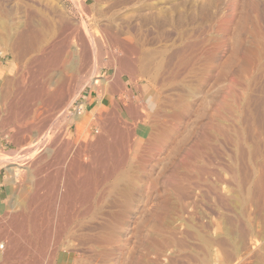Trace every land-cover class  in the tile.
Masks as SVG:
<instances>
[{
    "label": "rangeland",
    "instance_id": "1",
    "mask_svg": "<svg viewBox=\"0 0 264 264\" xmlns=\"http://www.w3.org/2000/svg\"><path fill=\"white\" fill-rule=\"evenodd\" d=\"M0 1L17 24L12 38L0 39V109L5 101L46 102L26 121V135L18 131L26 124L20 116H0V206L6 207L0 229L14 239L10 246L1 241V264H31L30 244L47 253L46 234L60 220L79 230L61 239L60 264H127L130 255L129 264H264V0ZM29 22L44 28L43 43L29 40ZM81 39L89 44L86 55H58ZM114 75L128 84L129 96H108V105L88 107V120L78 122L81 95ZM248 91L252 99L261 96L258 103L245 104ZM220 106L241 110L245 133L234 146L222 132L217 150L207 151L213 121L228 125L233 118ZM244 106L252 119L242 114ZM65 144L72 162L66 157L60 164ZM255 144L258 153L251 151ZM80 146L88 158L75 163ZM10 166L20 171L13 184Z\"/></svg>",
    "mask_w": 264,
    "mask_h": 264
},
{
    "label": "bare ground",
    "instance_id": "2",
    "mask_svg": "<svg viewBox=\"0 0 264 264\" xmlns=\"http://www.w3.org/2000/svg\"><path fill=\"white\" fill-rule=\"evenodd\" d=\"M204 4H205V2H204ZM206 4H207V2H206ZM38 5V4H37ZM9 8V7H8ZM7 8V6L5 5V2H1L0 1V39H3V40H7V39H9V38H12V31L15 29V27L17 26V24L16 23H12V22H10V20H9V17L12 15V12H11V10L10 9H8ZM44 10V9H43ZM15 11V10H14ZM62 13V12H61ZM60 13V14H61ZM150 13V12H149ZM27 14V13H26ZM57 15V14H56ZM55 15V16H56ZM155 15V14H154ZM33 16V15H32ZM54 16V17H55ZM158 16V15H157ZM25 17V16H24ZM39 17V16H38ZM57 17V16H56ZM59 17V16H58ZM150 17H152V16H150ZM181 17V16H180ZM34 19V18H33ZM41 19V18H40ZM58 19V18H57ZM43 20H44V18H43ZM54 20V19H53ZM30 21V20H29ZM42 21V20H41ZM45 21H48V20H45ZM56 21V20H55ZM66 21V20H65ZM17 22V21H16ZM23 22V21H22ZM32 22H34V20L32 21ZM32 22H29V34L30 35H28L29 36V40L34 44V46L35 45H37V43L38 44H40L39 42L40 41H42L43 40V35H44V28L43 27H39V28H37V26H39L38 24H34V23H32ZM35 22H36V20H35ZM45 23V22H44ZM64 23V22H63ZM40 24V23H39ZM58 24V23H57ZM74 25V24H73ZM19 26V25H18ZM28 27V26H27ZM69 27V26H68ZM102 27V26H101ZM56 28H57V25H56ZM103 28V27H102ZM123 28V27H122ZM69 29H70V27H69ZM124 29V28H123ZM50 30V29H49ZM62 31V30H61ZM14 32V31H13ZM103 32V31H102ZM124 34V33H123ZM122 34V35H123ZM26 37V36H25ZM129 37V36H128ZM50 38V37H49ZM116 38V37H115ZM26 39H27V37H26ZM80 39V38H79ZM90 39V38H89ZM28 40V41H29ZM46 40V39H45ZM92 40V39H91ZM130 40V39H129ZM12 41V40H11ZM95 42V41H94ZM97 42H98V39H97ZM122 42V41H121ZM22 43V42H21ZM42 43H43V41H42ZM7 44V43H6ZM97 44V43H96ZM28 45H30V44H28ZM42 45V44H41ZM41 45H39L38 47H41ZM78 45H80V47L78 46ZM89 45V44H88ZM88 45H87V42L85 43L84 41H82V39H81V42H80V44H74L73 45V48H69L70 47V45L69 44H65V45H63L62 46V48H61V50L59 51V54L58 55H61L60 54V52L62 53V52H65V54H71L73 57H75V55H76V53H77V51H80L82 54H84V52H88ZM136 45V44H135ZM125 46V45H124ZM123 46V47H124ZM137 46V45H136ZM136 46H135V48H136ZM1 47V46H0ZM7 47V46H6ZM38 47L36 48V49H38ZM48 47V46H47ZM100 48V47H99ZM134 49V48H133ZM2 50V49H1ZM13 50V49H12ZM135 50V49H134ZM137 50V49H136ZM171 50V49H170ZM4 51V50H3ZM151 51V50H150ZM55 52H57V51H55ZM134 52V51H133ZM148 52V51H147ZM0 53H1V51H0ZM11 54V53H10ZM156 54V53H155ZM71 55H69L70 57H71ZM84 55H86V54H84ZM11 56H12V54H11ZM63 56V55H62ZM82 56V55H81ZM143 56V55H142ZM149 56V55H148ZM151 56V55H150ZM157 56V55H156ZM61 57V56H60ZM67 57V56H66ZM82 57H84V56H82ZM86 57V56H85ZM120 57V56H119ZM146 57V56H145ZM63 58V57H62ZM62 58H60L61 60H62ZM143 58V57H142ZM13 59V58H12ZM60 59H58V61L60 60ZM68 59H69V57H68ZM71 60L73 59V58H70ZM85 59V58H84ZM109 59V58H108ZM152 59V58H151ZM56 60V59H55ZM61 60H60V63L59 64H61ZM123 60V59H122ZM63 61V60H62ZM74 61V60H73ZM151 61V60H150ZM57 62V61H56ZM38 63V62H37ZM64 63V62H63ZM74 63H75V61H74ZM73 63V64H74ZM146 63V62H145ZM144 63V64H145ZM148 63H149V61H148ZM152 63V62H151ZM67 64V63H66ZM147 64V63H146ZM145 64V65H146ZM76 65H78V64H76ZM125 65H127V64H125ZM74 66V65H73ZM128 66V65H127ZM151 66V65H150ZM38 67V66H37ZM60 67V66H59ZM63 68H64V65L62 66ZM61 67V68H62ZM65 67H66V65H65ZM69 67V65L67 66V68ZM145 67V66H144ZM148 67V66H147ZM67 68H65V69H67ZM70 69H71V67H70ZM68 70V69H67ZM248 70V69H247ZM247 72V71H246ZM247 76V75H246ZM3 77V76H2ZM248 77V76H247ZM44 78V77H43ZM4 79V78H3ZM99 80V79H98ZM94 81L95 82H97L95 79H94ZM94 83V82H93ZM116 83V82H115ZM42 84V83H41ZM262 84H264V83H262ZM2 85V84H1ZM94 85H95V83H94ZM116 86H118V85H116ZM119 87V86H118ZM45 88V87H44ZM33 89V88H32ZM61 89V88H60ZM259 89V88H258ZM71 90V89H70ZM122 90V89H121ZM251 90V89H250ZM2 91V90H1ZM54 91H58V90H55L54 89ZM31 92V91H30ZM251 92V91H250ZM2 93V92H1ZM38 93V92H37ZM49 93H52V92H49ZM54 93V92H53ZM57 93H59V92H57ZM62 93H63V91H62ZM128 93V92H127ZM10 94V93H9ZM39 94V93H38ZM55 94V93H54ZM61 94V93H60ZM252 94V93H251ZM251 94L249 93V91L246 93V95H244V97L246 98L245 100H246V105H247V103H249V102H252V100L254 99V100H256L255 98H253L252 99V97H251ZM2 95V94H1ZM47 95V94H46ZM59 97H60V95L59 94H57ZM253 96H254V93L252 94ZM7 96H9V95H7ZM51 97V96H50ZM53 97V96H52ZM255 97V96H254ZM4 98H6V96L4 97ZM55 98V97H54ZM53 98V99H54ZM64 98V97H63ZM204 99L206 98L205 96L203 97ZM256 98H258V96L256 97ZM260 98H261V96H260ZM259 98V99H260ZM258 99V100H259ZM50 100V99H49ZM129 100V99H128ZM258 100H256L257 101V103H258ZM62 101V100H61ZM202 101H204L203 99H202ZM1 102V101H0ZM16 102V101H15ZM14 101L13 102H6L5 101V104H3V107H1V109H0V116H1V114L4 112V114H6V118H8L9 120H11L12 118H15L16 116H20L21 117V119L22 120H24L25 121V123L26 124H24L23 122V125L21 126L20 124H22V123H20L19 125L21 126V127H19L18 125V128H19V132H20V134H25L26 135V132H27V130H30V127H29V125L27 126V122L28 121H30V119H32L31 117H34L35 115H37L38 114V112H40V111H42V110H45V109H43L44 108V106H46V102H44V101H41V102H39V103H34V102H31V103H29V102H23V103H15ZM51 102V101H50ZM205 102H206V99H205ZM260 102V101H259ZM262 102V101H261ZM204 103V102H203ZM207 103V102H206ZM256 103V102H255ZM55 104V103H54ZM53 104V105H54ZM60 104V103H59ZM231 104V103H230ZM252 105H253V103H252ZM256 105V104H255ZM234 106V105H233ZM243 106V105H242ZM57 107V106H56ZM245 107V106H244ZM250 106H246L245 107V109H244V113H242V114H246V117H247V115L248 116H250V119H252V116L254 115L253 114V112H251L252 110V108H249ZM254 107V106H253ZM256 107V106H255ZM81 109H83V107L81 106L80 107ZM220 108H222L223 109V111L224 112H226V114L227 113H229V115H232L233 116V118L230 120V123L228 122V125H227V123L225 122V121H223V123L222 122H220L221 121V119L219 120V119H216V120H214L213 121V123H214V125H215V127H213L214 129L212 130V132H211V137H210V139L209 140H211V142L213 141L214 143H211V142H207V140H206V138H205V142H206V145L207 144H210L209 146H206V149H207V151H208V149L210 148V149H212L213 150V148L216 146L217 147V145H219V138H221L219 135H220V133L222 134V132L223 133H227V134H229V136H230V142L232 143L233 142V144H234V146H237V144L235 145V141H237L238 140V138H239V134H240V130H239V128H240V124H239V121H240V119H239V113H240V111L241 110H238L237 112L232 108V106L231 107H228V108H225V107H221L220 106ZM261 108H262V106H261ZM254 109L255 108H253V111H254ZM257 109V108H256ZM126 110V109H125ZM258 110V109H257ZM264 110V109H263ZM47 111V110H46ZM231 113V114H230ZM255 113H256V111H255ZM40 114V113H39ZM198 114V113H197ZM196 114V115H197ZM257 114V113H256ZM45 115V114H44ZM137 115V114H136ZM5 116V115H4ZM76 116V115H75ZM228 116V115H227ZM244 116V115H243ZM258 116H260V115H258ZM3 117V116H2ZM36 117V116H35ZM38 117V116H37ZM41 117H43V115H41ZM99 118H100V116H98ZM133 117H134V115H133ZM138 117V116H137ZM230 117V116H229ZM228 117V118H229ZM245 117V118H246ZM17 118V117H16ZM43 118H45V116L43 117ZM245 118H244V120H245ZM248 118V117H247ZM254 118V117H253ZM20 119V118H19ZM19 119H18V121H19ZM40 119H42V118H40ZM40 119L38 120L37 118H35L34 120H36L37 122L38 121H40ZM46 119V118H45ZM104 119V118H103ZM102 117H101V119H99L98 120V118H97V120L99 121V122H101L102 120ZM121 119V118H120ZM242 120H243V118H241ZM259 119V118H258ZM4 120V119H3ZM77 120H78V122H81V123H83L84 121H87L88 119H87V115H85V114H83V111H82V113H80V111H79V113H78V115H77ZM93 120V119H92ZM105 120V119H104ZM123 120H125V119H123ZM219 120V121H218ZM243 120V121H244ZM261 120H262V118H261ZM27 121V122H26ZM33 121V120H32ZM31 121V124H33V122ZM94 121V120H93ZM246 121V120H245ZM247 121H248V119H247ZM13 122H15V121H13ZM37 122L35 123V121H34V123H35V127L37 126ZM44 122V121H43ZM103 122V121H102ZM119 122H120V120H119ZM232 122V123H231ZM250 122V121H249ZM9 123V122H8ZM16 123V122H15ZM30 123V122H29ZM105 123V122H104ZM212 123V122H211ZM241 123V122H240ZM251 123V122H250ZM14 124V123H13ZM30 124V125H31ZM40 124V123H39ZM42 124V123H41ZM99 124V123H98ZM247 124V123H246ZM245 124V125H246ZM258 124V123H257ZM264 124V123H263ZM6 125V124H5ZM8 125V124H7ZM34 125V124H33ZM118 125V124H117ZM241 125H242V123H241ZM245 125H244V127H245ZM250 125V124H249ZM42 126V125H41ZM247 126V125H246ZM14 127H15V125H14ZM31 127H33L32 125H31ZM34 127V128H35ZM38 127V126H37ZM36 127V128H37ZM40 127V126H39ZM119 127V126H118ZM242 127V126H241ZM256 127V126H255ZM43 128V127H42ZM17 129V128H16ZM33 129V128H32ZM44 129V128H43ZM42 129V130H43ZM110 129V128H109ZM121 129V128H120ZM41 130V129H40ZM117 130V129H116ZM241 130H242V128H241ZM245 130V129H244ZM16 131V130H15ZM36 131V130H35ZM34 131V132H35ZM257 131V130H256ZM38 132V131H37ZM45 132V131H44ZM122 132V131H121ZM228 132H230V133H228ZM123 133V132H122ZM210 133V132H209ZM243 133H245L243 130H242V134ZM27 134H29V135H31V133H27ZM37 134V133H36ZM46 134V133H45ZM117 134V133H116ZM242 134H240L241 135V137H242ZM18 135V134H17ZM29 135H27V136H29ZM32 135H33V133H32ZM112 135V134H111ZM130 135V134H129ZM248 135V134H247ZM262 135H264V134H262ZM16 136V135H15ZM26 136V137H27ZM34 136V135H33ZM219 136V137H218ZM221 136H223V135H221ZM226 136V135H225ZM228 136V135H227ZM244 136H245V134H244ZM14 137V136H13ZM25 137V138H26ZM30 137V136H29ZM114 137V136H113ZM240 137V138H241ZM19 138V137H18ZM23 138H24V136H23ZM23 138H21V139H23ZM36 138V137H35ZM77 138V137H76ZM207 138H209V136H207ZM239 138V139H240ZM249 138V137H248ZM31 139H33V137L31 138ZM64 139H65V137H64ZM112 139V138H111ZM258 139V138H257ZM256 139V141H258ZM26 140V139H25ZM29 140V139H28ZM22 141V140H21ZM35 141V140H34ZM40 141V140H39ZM69 141L70 140H68L67 142L69 143ZM228 141V142H229ZM239 141V140H238ZM253 141H255L254 139H253ZM26 142V141H25ZM31 142V141H30ZM37 142L38 141H36V144H37ZM202 142V141H201ZM205 142H204V145H205ZM258 142H260V141H258ZM257 142V143H258ZM64 143H65V141H64ZM67 143V144H68ZM29 144V142L27 143V145ZM34 144V143H33ZM32 144V145H33ZM36 144L34 145V146H36ZM91 144V143H90ZM253 144V143H252ZM30 145V144H29ZM32 145H30V146H32ZM39 145H40V143H39ZM38 145V146H39ZM69 145H70V143H69ZM85 145V144H84ZM120 145V144H119ZM29 146V147H30ZM65 146V147H64ZM63 146V148H61L60 149V151L59 152H57V158H58V160H59V163L62 161V162H65V158L68 156V152H69V149H67V147L66 146H68V145H64ZM82 146V145H81ZM81 146H80V149H82V150H79L78 149V151H76L77 149H75V150H73L74 152V155H73V158H72V160H73V162H77V160L83 155V156H85L84 158H83V160L82 161H84V159L85 158H88V156H87V154L85 153L86 151H85V148H81ZM86 146V145H85ZM96 146V145H95ZM212 146V147H211ZM252 146H254V145H252ZM259 146V145H258ZM250 147V146H249ZM255 147V148H254ZM253 148H254V151H253V149L251 150L252 152H257L258 153V150H257V148H256V144H255V146H254ZM35 148V147H34ZM101 148V147H100ZM125 148V147H124ZM218 148V147H217ZM233 148L234 147H232V150H233ZM235 148H237V147H235ZM57 149V148H56ZM84 149V150H83ZM91 149V148H90ZM215 149V148H214ZM260 149V148H259ZM215 150H217V149H215ZM232 150H230V151H232ZM57 151V150H56ZM262 151H264V150H262ZM26 152H28V151H26ZM76 152V153H75ZM82 152L83 153H85V154H82ZM89 152V151H88ZM236 152V151H235ZM244 152V151H243ZM246 152V151H245ZM47 153H49V152H47ZM90 153V152H89ZM113 153H114V151H113ZM238 152H236V154H237ZM251 153V152H250ZM28 154V153H27ZM91 154H92V152L90 153V157H91ZM115 154V153H114ZM121 154V153H120ZM233 154V153H232ZM102 155V154H101ZM234 155V154H233ZM232 155V156H233ZM104 156V155H103ZM106 156V155H105ZM1 157V156H0ZM4 157V156H3ZM70 157H72V156H70ZM89 157V159H92V158H90ZM235 157H236V155H235ZM235 157L233 158V160L235 159ZM238 157V156H237ZM252 157V156H251ZM100 158V157H99ZM126 158V157H125ZM124 158V159H125ZM230 158V157H229ZM67 159H68V157H67ZM71 159V158H70ZM70 159H68L69 161H71ZM97 159V158H96ZM120 159V158H119ZM231 159V158H230ZM254 159V158H253ZM64 160V161H63ZM88 160V159H87ZM86 160V161H87ZM104 160V159H103ZM126 160V159H125ZM232 160V161H233ZM237 160V159H236ZM239 160V159H238ZM79 161H81V159H79ZM262 161V160H261ZM61 162V163H62ZM72 162V161H71ZM70 162V163H71ZM126 162V161H125ZM230 162V161H229ZM228 162V163H229ZM52 163V162H51ZM50 163V164H51ZM60 163V164H61ZM83 163H85V162H83ZM89 163V165H90V162H88ZM87 163V164H88ZM234 163L236 164V162H232V164L230 163L229 165H230V167H229V169L233 172V169L236 167H234ZM73 164V163H72ZM78 164V163H77ZM119 164V163H118ZM262 164V163H261ZM81 165V167L83 168V166L84 165H86V163L84 164V165H82V163L80 164ZM49 166V165H48ZM71 166V165H70ZM86 167H88V166H86ZM85 167V168H86ZM89 167H91V166H89ZM89 167H88V169H89ZM98 167V166H97ZM50 168V167H49ZM70 168V167H69ZM68 168V169H69ZM248 168V167H247ZM53 169V168H52ZM72 169V168H71ZM80 169V168H79ZM104 169V168H103ZM121 169V168H120ZM8 170H9V172L8 173H10V177H8L9 178V182L11 183V184H13L14 182H16L17 181V179L18 178H20V175H19V172H18V170H16V168L14 167V166H10V167H8ZM62 170V169H61ZM64 170H66V169H64ZM98 170H99V168H98ZM67 171H69V170H67ZM66 171V172H67ZM76 171V170H75ZM74 171V172H75ZM90 171V170H89ZM105 171V170H104ZM236 171V170H235ZM7 172V171H6ZM71 172V171H70ZM78 172V171H77ZM61 173H63V171H61ZM69 173V172H68ZM90 173V172H89ZM99 173V172H98ZM240 173V172H239ZM64 174H65V171H64ZM63 174V175H64ZM87 174V173H86ZM233 174V173H232ZM67 175V174H66ZM89 175V174H88ZM234 175V174H233ZM69 176V175H68ZM97 176V175H96ZM64 177V176H63ZM66 177V176H65ZM111 177V176H110ZM67 179H68V177H66ZM233 178H235V177H233ZM261 178V177H260ZM66 179V180H67ZM88 179H90V178H88ZM242 179V178H241ZM240 179V180H241ZM65 180V179H64ZM66 180L64 181V182H66ZM71 180V179H70ZM80 180V179H79ZM228 180V179H227ZM235 180V179H234ZM259 180V179H258ZM49 181V180H48ZM19 182V181H18ZM50 182V181H49ZM7 183V182H6ZM24 183V182H23ZM27 183V182H26ZM31 183V182H30ZM47 183V182H46ZM69 183V182H68ZM92 183V182H91ZM64 186H62V187H65V185L66 184H63ZM78 185V184H77ZM128 185V184H127ZM22 186V185H21ZM23 186H24V184H23ZM46 186V185H45ZM68 185H66V187H67ZM88 186H92V185H88ZM65 187V188H66ZM128 187V186H127ZM255 187V186H254ZM22 188V187H21ZM24 188H26V185L24 186ZM49 188V187H48ZM71 188V187H70ZM69 188V189H70ZM87 188V187H86ZM89 188V187H88ZM91 188V187H90ZM89 188V189H90ZM129 188V187H128ZM128 188H126V189H128ZM44 189V188H43ZM69 189H66V190H69ZM80 189H81V187H80ZM88 189V190H89ZM260 189V188H259ZM22 190V189H21ZM20 190V191H21ZM28 189H26L25 191L26 192H30V190H28ZM57 190V189H56ZM76 190V189H75ZM87 190V191H88ZM50 191V190H49ZM83 191H84V189H83ZM45 192V191H44ZM70 193V192H69ZM84 193V192H83ZM85 193H87V195H88V197H84L85 198V200L84 201H86L87 200V202H89L90 200H91V198H90V196H89V194H90V190L88 191V192H85ZM92 193V192H91ZM25 194H27V193H25ZM64 194V193H63ZM62 194V195H63ZM20 195V194H19ZM22 195H23V193H22ZM30 194H28V196H29ZM65 195V194H64ZM67 195V194H66ZM84 195V194H83ZM32 196V195H31ZM58 196V195H57ZM56 196V197H57ZM129 196V195H128ZM78 197H80V196H78ZM21 198V197H20ZM71 198H73L72 196H71ZM81 198H83V197H81ZM83 198V199H84ZM231 198V197H230ZM24 199V198H23ZM33 199V198H32ZM54 199H55V197H54ZM61 199V198H60ZM75 199H77V198H75ZM80 199V198H79ZM15 200H17V197H16V199ZM30 200V199H29ZM52 200V199H51ZM78 200V199H77ZM112 200V199H111ZM13 201H14V199H13ZM13 201H11L12 202V204H13ZM18 201H20V199L18 200ZM22 201V200H21ZM24 201V200H23ZM81 201V200H80ZM98 201V200H97ZM44 202V201H43ZM238 202V201H237ZM15 203V202H14ZM53 203H54V201H53ZM60 203V202H59ZM76 203V202H75ZM78 203V202H77ZM85 203V202H84ZM84 203H82V204H84ZM94 203H96V202H94ZM17 204H19V205H21L22 204V202L20 203H17ZM81 204V203H80ZM81 204V205H82ZM86 204V203H85ZM233 204V203H232ZM18 205V206H19ZM59 205V204H58ZM90 203H89V207H90ZM237 205V204H236ZM13 206V205H12ZM18 206L16 207V208H18ZM27 206V205H26ZM55 206V205H54ZM74 206H76V205H74ZM79 206V205H78ZM0 207H5V202L4 203H2L1 204V206ZM7 207H8V204H7ZM23 206H21V207H19V208H21V209H23L22 208ZM69 207V206H68ZM82 207V206H81ZM86 207V206H85ZM6 208V207H5ZM13 208H15V207H12L11 208V210H14ZM71 208V207H70ZM92 208V207H91ZM91 208H86L87 210L89 209H91ZM113 208V207H112ZM241 208H243V207H241ZM10 209V208H9ZM80 209V208H79ZM83 209V208H82ZM85 209V208H84ZM86 209H85V211H86ZM8 210V209H7ZM6 210V211H7ZM58 210V209H57ZM88 210V211H89ZM93 210H94V208H93ZM17 211V210H16ZM50 211V210H49ZM90 211H92V209L90 210ZM89 211V212H90ZM242 211V210H241ZM13 212V211H12ZM19 212V211H18ZM17 212V213H18ZM80 212H82V210L80 211ZM79 211H78V214L80 213ZM6 213V212H5ZM8 213V212H7ZM16 213V212H15ZM44 213V212H43ZM56 213H58V212H56ZM69 213V212H68ZM67 213V214H68ZM86 213V212H85ZM238 213V212H237ZM70 214V213H69ZM81 215H83L82 213H80ZM79 214V215H80ZM90 214V215H89ZM88 215L89 216H91V213H89ZM95 214V213H94ZM93 214V215H94ZM3 215V214H2ZM12 215V214H11ZM14 215V214H13ZM12 215V216H13ZM31 215V214H30ZM45 215V214H44ZM71 215H73V214H71ZM71 215H68L69 217H70V222H71V219H72V217H74V216H71ZM77 215V214H76ZM239 215V214H238ZM3 216H5V215H3ZM10 216V215H9ZM67 216V217H68ZM86 217V216H85ZM88 217V216H87ZM10 218V217H9ZM79 218V217H78ZM4 219V218H3ZM63 219H65V217L63 218ZM75 219V218H74ZM85 219V218H84ZM89 220V219H88ZM92 220V219H91ZM228 220V219H227ZM6 221V220H5ZM68 221H69V218H68ZM79 221V220H78ZM85 221V220H84ZM60 223L58 224V226L57 227H55V231H48L47 232V234H46V238H50L51 237V241H52V244L50 245V247H49V249H48V251H46L47 253H45V254H42V252H41V254H39L38 252L36 253V251H38L37 249H36V247H37V245H38V247H39V244H37V245H31L30 243V246H31V251H30V253H31V264H37V263H39V262H41V261H43V262H48V264L50 263V264H60L59 262V260H60V255L61 254H63V253H59L58 252V250H57V248H58V245L60 244V242H61V239L63 238V237H65V238H68V237H70V236H72V235H74L77 231H79V230H77V229H70L69 228V226H70V224L68 223V224H65V223H67V222H64L63 220H60L59 221ZM73 222V221H72ZM88 222V221H87ZM93 222V221H92ZM225 222V221H224ZM3 223V222H2ZM81 223V222H80ZM85 223V222H84ZM83 223V224H84ZM11 224V223H10ZM65 224V225H64ZM72 224H74V223H72ZM77 224V223H76ZM82 224V225H83ZM90 224V222L88 223V225ZM38 225V224H37ZM85 225H86V223H85ZM84 225V226H85ZM87 225V226H88ZM56 226V225H55ZM73 226V225H72ZM71 226V227H72ZM75 226H77V225H75ZM78 226H79V223H78ZM90 227H91V225H90ZM4 228V227H3ZM39 228V227H38ZM73 228V227H72ZM81 228V227H80ZM85 228V227H84ZM86 228H88V227H86ZM5 229V228H4ZM231 229V228H230ZM1 230V229H0ZM6 230H7V228H6ZM47 230H50V229H47ZM52 230H54V229H52ZM89 230V229H88ZM90 230H91V228H90ZM7 231H9V230H7ZM7 231H5V230H1L0 231V243H1V241L3 240L4 241V243L6 244H8V243H10L11 241L10 240H13L14 241V239H12V237H11V235H10V237H9V234H8V232ZM18 231V230H17ZM86 231V230H85ZM226 231V230H225ZM87 234V233H86ZM78 236H79V233L77 234ZM80 235H82V234H80ZM48 236V237H47ZM90 236H92V235H90ZM89 236V237H90ZM24 237V236H23ZM74 237V236H73ZM82 237V236H81ZM14 238V237H13ZM45 237H43V239H44ZM64 238V239H65ZM84 238V237H83ZM145 238V237H144ZM73 239V238H72ZM205 238H203V240H204ZM65 241V240H64ZM70 241V240H69ZM73 241V240H72ZM71 241V242H72ZM26 242V241H25ZM34 242V241H33ZM71 242H68V243H71ZM12 244H14V242H11ZM16 243V242H15ZM38 243V242H37ZM49 243V242H48ZM65 243V242H64ZM76 243H77V241H76ZM6 244V245H7ZM50 244V243H49ZM72 244H74V243H72ZM78 244V243H77ZM76 244V245H77ZM84 244V243H83ZM1 245H2V243H1ZM11 245V244H10ZM10 245H7V246H10ZM47 245V244H46ZM65 245H67L66 243H65ZM4 247V246H3ZM11 248V247H10ZM9 248V249H10ZM71 248V247H70ZM3 249V248H2ZM1 249V250H2ZM8 249V250H9ZM26 249H28L27 248V246H26ZM67 249V247L65 248V250ZM21 250V249H20ZM24 250V249H23ZM42 249H41V247H40V251H41ZM107 250V249H106ZM115 250V249H114ZM11 251V250H10ZM29 251H26L27 253L29 252ZM128 251V250H127ZM4 253L5 254V252L2 250L1 251V253ZM109 252V251H108ZM129 252V251H128ZM1 253H0V264H1V262L3 261V258H2V256H1ZM13 253V252H12ZM16 253V252H15ZM14 253V254H15ZM22 253V252H21ZM26 253V254H27ZM29 253V254H30ZM110 253V252H109ZM125 253V252H124ZM127 253V252H126ZM8 254V253H7ZM14 254H12V257H11V259L13 258V255ZM18 254V253H17ZM9 255H11V254H9ZM9 255H8V257H9ZM16 255V254H15ZM14 255V256H15ZM65 255V254H64ZM101 254H99V256H100ZM4 256V255H3ZM18 256V255H17ZM29 256V255H28ZM109 256V255H108ZM6 257H7V255H6ZM5 257V258H6ZM20 256H18V259H20L19 258ZM128 257V256H127ZM28 258H30V257H28ZM109 258V257H108ZM123 258H125V257H123ZM132 255H130L129 257H128V261H127V264H129V262H131V260H132ZM62 259V258H61ZM5 260H7V258L5 259ZM9 260V259H8ZM107 260V259H106ZM12 261V260H11ZM28 261H29V259H28ZM104 261H105V259H104ZM125 261V260H124ZM123 261V262H124ZM126 262V261H125ZM109 263V262H108ZM29 264V263H28ZM47 264V263H46ZM105 264V263H104ZM124 264V263H123Z\"/></svg>",
    "mask_w": 264,
    "mask_h": 264
},
{
    "label": "crops",
    "instance_id": "3",
    "mask_svg": "<svg viewBox=\"0 0 264 264\" xmlns=\"http://www.w3.org/2000/svg\"><path fill=\"white\" fill-rule=\"evenodd\" d=\"M100 80H101L100 85H94L93 87L89 86L87 92L81 95L82 98L81 103L84 107L85 115H86L85 110L88 107H90L93 110L94 109L100 110L103 106L108 105L111 102L109 99L110 97L108 96L111 95L118 96L119 94H122L124 96L125 95L129 96L127 92L130 87L128 86V84H126L123 81L122 77L114 75L111 76L109 79L102 78ZM116 85H118L119 87ZM136 113L138 115V111H136Z\"/></svg>",
    "mask_w": 264,
    "mask_h": 264
}]
</instances>
